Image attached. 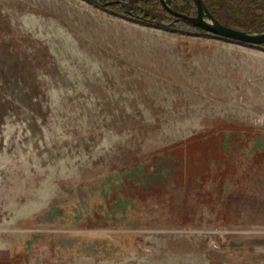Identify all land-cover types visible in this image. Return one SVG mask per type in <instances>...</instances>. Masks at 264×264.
<instances>
[{"label": "rangeland", "instance_id": "374dc122", "mask_svg": "<svg viewBox=\"0 0 264 264\" xmlns=\"http://www.w3.org/2000/svg\"><path fill=\"white\" fill-rule=\"evenodd\" d=\"M137 1L0 0V264H264V45Z\"/></svg>", "mask_w": 264, "mask_h": 264}, {"label": "water", "instance_id": "95a60500", "mask_svg": "<svg viewBox=\"0 0 264 264\" xmlns=\"http://www.w3.org/2000/svg\"><path fill=\"white\" fill-rule=\"evenodd\" d=\"M197 6V16H189L172 9L166 0H160L163 7L178 19L190 23L193 27L201 29L211 35L228 39L236 43L263 46L264 31L259 33L247 32L237 28L230 27L221 23L210 12L204 0H193Z\"/></svg>", "mask_w": 264, "mask_h": 264}, {"label": "trees", "instance_id": "16d2710c", "mask_svg": "<svg viewBox=\"0 0 264 264\" xmlns=\"http://www.w3.org/2000/svg\"><path fill=\"white\" fill-rule=\"evenodd\" d=\"M261 1H264V0H259L258 2H261ZM204 2L206 3V5L210 9V11L213 13V15L219 21H221L219 19L220 16L214 11V8L211 6V2L217 3L218 6L224 5L225 7H228V8L232 7V4H231L232 2L237 3L238 5L243 7V10L240 11V13L242 14L241 15L242 18L244 19L242 24L239 26V29L243 30V31H247V32H253V33H259V32L264 31V18L253 13V11L250 8L251 5H249L250 4L249 0H242V2H238V1L235 2V0H204ZM135 4H139V2L137 0H129L127 8L131 11H135V10L139 9L137 6H134ZM150 19H156V17H150ZM178 22H180L181 24H184L185 26H191L192 28H194L190 23H188L184 20L178 19ZM222 23L230 26L226 22H222ZM235 28H237V27H235ZM196 30H197V28H196ZM198 33L208 34L207 32H205L201 29H198Z\"/></svg>", "mask_w": 264, "mask_h": 264}]
</instances>
